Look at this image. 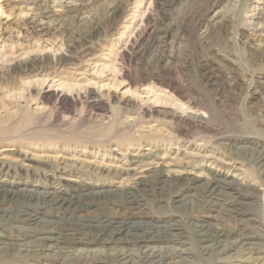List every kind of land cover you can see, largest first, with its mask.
<instances>
[{"label": "rangeland", "instance_id": "374dc122", "mask_svg": "<svg viewBox=\"0 0 264 264\" xmlns=\"http://www.w3.org/2000/svg\"><path fill=\"white\" fill-rule=\"evenodd\" d=\"M262 51L264 0H0V178L53 188L66 173L73 184L108 190L94 201L93 218H120L133 182L120 170L134 154L164 156L177 174L192 164L208 174L211 164L239 184L242 205L233 210L228 198L215 207L203 188L169 186L160 204L141 207L179 225L178 243L158 244L185 249L184 264H232L235 257L224 258L233 251H202L200 221L250 231L254 257H263L264 170L238 149L259 138L264 146L263 122L260 131L244 127L264 113V58L254 60ZM48 156L54 164L44 162ZM60 156L85 165L55 164ZM32 208L45 219L63 215ZM28 223L4 230L32 241L38 231ZM177 251L165 249L166 260L156 263L136 253V263L174 264ZM57 257L40 249L10 253L0 264H82L76 252Z\"/></svg>", "mask_w": 264, "mask_h": 264}, {"label": "bare ground", "instance_id": "6f19581e", "mask_svg": "<svg viewBox=\"0 0 264 264\" xmlns=\"http://www.w3.org/2000/svg\"><path fill=\"white\" fill-rule=\"evenodd\" d=\"M203 33L205 34L206 30ZM262 58H264V51L260 52L259 57L254 60H262ZM259 83L262 88V81ZM206 117L197 116L196 118L206 121ZM262 122L264 123V113L262 115L261 111L259 116H254L252 120L247 121L244 127L260 131L258 125ZM260 139H258L259 144L254 143V140L250 142L246 140L245 145H240L241 147L238 149L241 150L245 158L255 161L261 170H264V146ZM143 156L138 153L134 154L133 159L128 162L132 164L131 167L120 170L122 175L128 176L133 181L131 189L126 192L129 198L128 205L124 208L123 216L120 218L107 216L93 218L94 201L107 198L108 190L104 191V188L100 187L103 191H94L92 187L85 188L76 185V183L73 184L72 181L75 180L67 177L70 175L66 173L56 177L61 180L62 184L53 188H40L37 185L29 187L25 183L18 182V184H11L0 178V258L4 259L10 253H27L42 249L50 255H57V258L74 252L79 253L82 264H137L136 253L140 254L143 259L156 263L166 260L165 249H175L178 251L174 264H184L189 260L185 255V249L158 244L159 242L178 243L181 240L179 225L174 221H161L144 214L143 208H141L144 202L157 203L158 205L164 200L165 191L169 186L174 188L186 185L187 189L203 188L215 199V207H218L226 199L232 198L234 201L232 207L235 210L238 202L240 205L243 203L239 201L234 191V187L239 184H234V179L216 171L211 164L207 166L208 168L206 167L208 174H204L206 170L204 164H192L190 172L177 174L168 169L164 156H159V161H156L157 159L143 161ZM200 156L204 162L211 159L210 155L200 154ZM48 157L50 159H46L44 162L54 164L53 160H56V157ZM65 158L57 157L55 164L60 162L59 165H70V163L85 165L83 160L72 162ZM0 160L6 161L5 156H2ZM22 160L27 162L32 158L27 154L23 155ZM93 168L99 169L98 166ZM135 188L141 193V199H139L140 195L135 194ZM103 193L106 195H102ZM179 199H177L178 204L181 202L179 207L187 208V205H183ZM40 205L57 208L62 211L63 215L58 219H45L32 208ZM20 221H28V224L38 231V233L31 234L30 237L34 238L32 241L21 236L10 239V235L5 232L6 227L4 226L16 225ZM195 232L197 241L201 243L202 251L205 254L213 255L217 251L219 253L233 251L235 252L233 255L224 258L235 257L232 264H242L250 262V260L256 264H264V256H259L258 253V256L254 257L256 249V244L253 241L254 234L244 228H234L226 232L222 226H212L199 221L195 224ZM133 249L134 251L131 252Z\"/></svg>", "mask_w": 264, "mask_h": 264}]
</instances>
